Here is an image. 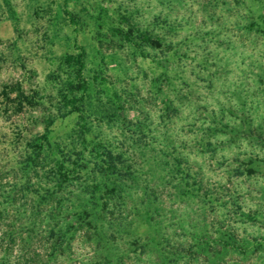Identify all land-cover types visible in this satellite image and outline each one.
<instances>
[{"label": "rangeland", "instance_id": "374dc122", "mask_svg": "<svg viewBox=\"0 0 264 264\" xmlns=\"http://www.w3.org/2000/svg\"><path fill=\"white\" fill-rule=\"evenodd\" d=\"M115 29L152 38L141 51ZM81 96L83 117L69 111ZM83 119L86 162L74 155ZM45 126L65 152L73 199L106 182L141 237L152 231L146 212L160 235L181 231L187 244L199 221L226 218L235 202L245 264H264V0H0V235L10 227L17 241L27 219L19 204L30 197L26 158ZM96 140L129 146L136 162L123 166L132 174L118 176L122 185L98 173ZM197 179L210 204L196 196ZM147 255L160 260L157 250Z\"/></svg>", "mask_w": 264, "mask_h": 264}, {"label": "trees", "instance_id": "16d2710c", "mask_svg": "<svg viewBox=\"0 0 264 264\" xmlns=\"http://www.w3.org/2000/svg\"><path fill=\"white\" fill-rule=\"evenodd\" d=\"M114 32L141 51L150 44L152 38L145 30L136 33L135 37L123 33L121 29H115ZM81 57L75 58L74 66L78 75H81L85 68ZM87 83L84 80L80 83L84 93L88 90ZM83 100L82 96L78 100H72L69 111L78 112L82 116L78 102L82 104ZM78 128L77 136L80 137L83 146L82 150L77 149L73 153L77 159L86 162L83 153L90 144L85 139L90 130L84 119L79 123ZM250 130L251 127L248 132ZM49 131L48 126H45L40 137H37L31 145L32 151L26 158L29 188L27 191L30 197L19 204V209L23 210L27 218L26 226L23 228L25 237H20V241H17L16 236L12 237L11 233L7 235L10 227L1 228L0 264H10L11 261H13L11 264H154L149 260L150 254L147 255L153 250H157L160 256L157 264H192L195 261L196 264H245L250 249L245 248L243 232L235 224L242 223V218L245 216L239 204L234 202L233 209L227 211L224 219L212 217L205 220L204 217L203 222L197 221L196 233L191 232L194 242L190 244L183 240L179 241L183 236L181 228L178 229L180 232H175L177 240H172L168 233L164 236L160 235L161 229L154 227L152 223L153 217H147V213L144 212L143 222L149 224L152 231L150 233L146 231V236L149 237L143 238L138 230L139 226L133 225L131 221L128 222L130 211H127L126 202L120 200L119 191L115 192L116 186L107 191V183L103 181L92 190L86 185L85 189L90 196L73 199L71 193L74 191L67 188L71 183V175L65 166V152L60 144L53 145L50 142ZM259 138H261L260 134ZM96 141L91 145L92 149L89 152L97 160L101 178L107 180V177H113L119 181L118 176H131V171L121 172L125 164L130 166L127 163L129 159L133 163L136 162L131 157L134 155H131L129 146L124 141L116 147L104 144L101 140ZM169 146L167 144V147ZM58 153L60 155L57 156ZM182 158L181 156L178 159V166L182 165L184 160H181ZM248 171L251 169L249 168ZM34 178L37 184L40 183L39 187H35ZM121 181L118 184L122 185ZM196 184L198 190L196 196L201 198L203 204H210L212 200L211 195H207V188L202 185L201 180L197 179ZM152 192H155L154 189ZM31 193H34L32 197ZM200 207L202 206L198 208ZM71 212L78 217L76 221L70 219ZM253 216L248 214L247 217ZM227 217L231 218L227 219ZM108 230L110 233L107 235ZM119 242L126 243L127 248H122ZM256 243L263 244L261 241ZM86 248L90 252V257L82 259L79 257L81 249ZM234 253L245 255L241 259H234Z\"/></svg>", "mask_w": 264, "mask_h": 264}]
</instances>
